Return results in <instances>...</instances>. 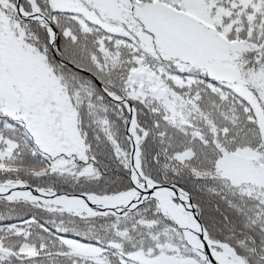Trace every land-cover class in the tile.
I'll return each mask as SVG.
<instances>
[{"label": "snow or ice", "instance_id": "6c2138e0", "mask_svg": "<svg viewBox=\"0 0 264 264\" xmlns=\"http://www.w3.org/2000/svg\"><path fill=\"white\" fill-rule=\"evenodd\" d=\"M0 264H264V0H0Z\"/></svg>", "mask_w": 264, "mask_h": 264}]
</instances>
